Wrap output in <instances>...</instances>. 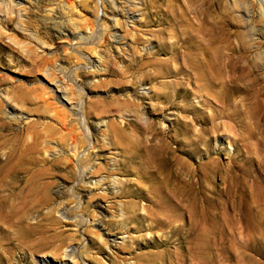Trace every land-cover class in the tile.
I'll return each mask as SVG.
<instances>
[{"label":"rangeland","instance_id":"obj_1","mask_svg":"<svg viewBox=\"0 0 264 264\" xmlns=\"http://www.w3.org/2000/svg\"><path fill=\"white\" fill-rule=\"evenodd\" d=\"M150 1L0 0V27L6 32L0 36V77L4 79L0 81V96L4 97V89L21 85L27 101L10 103L20 117L12 126L19 129L31 124L49 141L50 149L44 155L50 157L46 166L52 168L55 183L50 187L51 201L39 207L36 216L41 224L54 217L61 219L59 237L64 240L62 251L57 253L31 252L15 241L19 248L14 249L9 262L0 264H42L45 260L51 264H264V242L258 235L249 237L246 229L247 176L260 150L255 139L243 132L244 122H231L228 133L211 130L209 112L221 107L214 103L202 106L195 73L186 66L194 60L188 52L194 32L177 7L169 10L163 0H156L158 6L151 7ZM225 1L231 6V0ZM243 6L250 26L263 32L262 38L256 34L254 38L264 49V0H245ZM19 19H23L22 26ZM25 19L36 26L27 25ZM54 23L66 27L67 32L53 34L41 26ZM229 28L242 31L244 23L232 20ZM14 34L22 37L21 46L11 41ZM33 34L39 39L23 47L24 35ZM29 57L47 63L41 69L29 70ZM181 66L183 72L173 76ZM202 110L209 131L206 137L198 138ZM130 121L151 122V132L164 130L174 161L188 177L192 166L199 167L197 200L184 201L181 209L173 207V219L164 220L162 210L153 203L161 193L148 192L146 183L139 179L144 161L124 148L126 142L119 129L131 140L140 136L127 126ZM12 131L8 125L1 129L4 137ZM151 132L143 134L150 137ZM75 134L86 138L84 150L76 151L68 163L52 160L73 153L70 138ZM84 156L90 161L81 168L78 163ZM58 185L60 195L54 193ZM191 216H195L194 221ZM8 226L13 235L17 227L4 224L5 229ZM71 248L84 258L72 260Z\"/></svg>","mask_w":264,"mask_h":264},{"label":"bare ground","instance_id":"obj_2","mask_svg":"<svg viewBox=\"0 0 264 264\" xmlns=\"http://www.w3.org/2000/svg\"><path fill=\"white\" fill-rule=\"evenodd\" d=\"M163 1H165V7L169 8V10L177 7L180 10V17L182 20L184 19L191 31L194 32V40L191 41V50H188V52L192 54L194 60L192 59L193 61H191L192 65H189L188 63L186 66L195 73L194 77L198 93L197 95H200L199 98H201L202 106L207 105V103H214L221 107L220 110L219 108L212 109L211 112H209V114L211 113L210 117H208L212 122L211 130L213 132L221 130L223 133L227 131L228 133L231 129V122H233V124L234 122L239 121L242 123L244 122L245 124L243 123V125L245 131L243 132H246L250 139H255L256 142L254 143H256L257 148L261 151H259L260 153L258 152L254 159H252V169L247 176L248 191L246 195L249 200V207L247 210L248 218L246 229L248 230L247 233L249 234V237L258 235L260 240L264 242V49L260 46L263 49L261 50L258 46L259 44L255 41V39L263 37V32L259 27L254 30L248 23L247 19L249 15L247 9L243 6L245 0H231V6H229L225 0H201L200 6L199 0ZM150 3L151 7L155 6L156 0H151ZM9 4L10 3H8V5ZM156 5L158 6L157 3ZM199 7L201 8L200 12ZM232 8L235 9L237 14H233ZM189 13H193V15L189 16ZM237 19L243 21L244 30L230 31L231 28H229V24L232 20ZM22 20L19 19L18 23H23ZM25 20H27L24 21L27 25L33 23L29 19ZM36 24H34V26H36ZM192 25H194V27ZM41 26L42 28L47 29L49 33L53 34H65L67 32V28L60 24L56 25L54 23ZM3 33L6 32L0 27V36H4ZM187 33L185 34L187 35ZM255 34L257 35V38H254ZM30 35H32V33ZM30 35H24V40L26 39V41H23V47L25 48V43L32 42L37 38L39 39L35 34H33V37H30ZM190 35L193 36L191 33ZM17 36V34H14L11 36L12 38H9L13 43L19 45L22 37L17 38ZM175 36L177 37V35ZM1 38L2 37H0V39ZM82 38L83 37L81 36L80 39ZM233 40H235L236 43H234ZM29 47H31V45ZM170 49H172V47ZM28 54L27 56H29ZM31 54L32 53H30V55ZM46 63L47 60H41L35 57H31L27 62L29 70L41 69ZM53 70L55 72V69ZM166 70L167 69H165V71ZM170 70L172 71V69ZM182 72L183 69L181 66L174 71L173 76ZM179 79L181 78L179 77ZM1 80L4 79L0 77V81ZM163 82L164 81H162V83ZM167 83L169 84L170 82ZM70 87L68 90H70ZM63 89H65V87H63ZM70 92L73 91L71 90L69 93ZM165 93L168 95L171 94L168 91ZM3 94V98L0 96V263L3 261L9 262L13 256L14 249L16 247L19 248L18 246L20 244L22 247L24 246L26 249L31 250V252L47 250L52 253L56 251L57 253L58 251H62V248L64 247V240L59 237V234H61L59 231L61 219L54 217L50 222L41 224L40 221H37L36 216L37 209L41 206L47 205L51 201L52 193H50V187L55 183V181L52 180L54 176L52 168L46 166V164L49 163L50 157H46L47 154L46 156L44 155L50 149L49 141L47 138L37 133L36 127L31 124H24L19 129H15L12 126L20 121V117L14 113L17 108L10 103H26L27 95L25 89L19 85L12 90H8L7 88L4 89ZM168 95H165L164 98ZM157 96H160L161 98L162 94ZM67 98L70 100L72 99L70 96H67ZM4 103L9 104H6L5 106ZM127 105L134 104L127 103ZM152 107L154 108V106ZM162 109L163 107L160 106V110ZM63 112L66 114L65 111ZM201 112L203 115L200 119L202 125L200 131L197 129L198 138L199 135L201 137H206L209 131V128L205 126L208 118L204 115V110ZM215 118L218 119V121H214ZM233 124L231 126H233ZM6 125L9 126V129L13 130L8 137H4L1 132V129ZM127 126H132V130H135L140 135L134 140H131L127 136H124V133L119 129L120 136H123L121 137L122 141L126 142L124 146L125 150H127L128 153L132 152L131 154L140 158L141 161H144L145 165L143 166V171L137 175H139V179L146 183L144 186H146L148 192L161 193L160 198L156 199L153 203H157L160 210H162L164 220H168L169 218L173 219V207L181 209L183 207V202L187 200L192 203L196 202V177L199 172V167L197 165L192 166L190 169L191 176L188 177L184 173L182 167L174 161L172 150L169 149L168 141L164 137L165 131H159L158 129V131L151 132V122L141 123L130 121L127 123ZM116 129V126H114V133H116ZM146 132H151L150 137L143 134ZM77 135L75 134L70 138L72 144L71 150L73 153L62 154L60 157H55L52 160L68 163V161H72V157H75V154L77 155L79 152L78 150H81L80 148L84 150V147L86 146V138L84 135H80L79 137H77ZM52 139L50 138V140ZM61 143L62 141H60L59 144ZM243 147L244 146H242V149ZM65 150L67 151L68 148ZM76 151L78 152L76 153ZM196 152L199 153L198 145L196 147ZM89 154H86V156ZM86 156L79 159L80 161L78 164L81 168L86 167V163H88L87 160H89V158L87 159L88 156ZM247 158H250V156ZM124 164L125 162L123 165ZM127 167L128 170L129 166L127 165ZM99 170L100 169L97 168L98 173ZM137 170L139 171V169ZM91 172H93L94 175L95 171H93V169ZM70 175L73 176L74 174L70 172ZM80 178L81 182L85 180L84 172L81 173ZM103 180L104 179L101 181ZM76 187L77 185H75V188ZM61 192V186L58 185L54 190V193L60 195ZM142 193L143 192H141V194ZM254 202L256 203V206H252V203ZM63 214L64 213H62V215ZM145 217L148 218L147 215ZM193 217L191 216L190 220L194 221L195 219ZM4 224H10L11 226L17 227L15 232H13V235L8 232L9 226L5 229ZM59 238L61 241L58 243ZM68 238H70V236L67 237V239ZM15 241H18V246ZM68 253L69 256L72 257V260H76L77 256L84 258V255L81 253L79 254L75 248H71ZM26 255L27 253L25 252L24 256ZM42 264H51V262L45 260Z\"/></svg>","mask_w":264,"mask_h":264}]
</instances>
